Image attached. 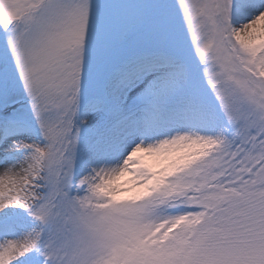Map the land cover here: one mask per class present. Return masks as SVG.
Returning <instances> with one entry per match:
<instances>
[{"label":"snow or ice","instance_id":"1","mask_svg":"<svg viewBox=\"0 0 264 264\" xmlns=\"http://www.w3.org/2000/svg\"><path fill=\"white\" fill-rule=\"evenodd\" d=\"M0 264H264V0H0Z\"/></svg>","mask_w":264,"mask_h":264}]
</instances>
